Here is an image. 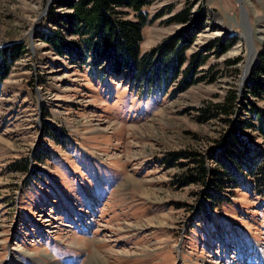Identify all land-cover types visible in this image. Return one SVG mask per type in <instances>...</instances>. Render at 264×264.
Returning <instances> with one entry per match:
<instances>
[{"label": "rangeland", "instance_id": "1", "mask_svg": "<svg viewBox=\"0 0 264 264\" xmlns=\"http://www.w3.org/2000/svg\"><path fill=\"white\" fill-rule=\"evenodd\" d=\"M47 2L0 0V47L24 46L0 84V264H264L261 180L244 175L221 196L179 182L191 168L179 157L220 150L237 120L217 105L245 92L246 39L252 33L258 54L264 0H151L143 11L158 18L142 29L141 54L206 22L175 83L148 97L143 85L90 75L37 40ZM181 12L187 24L172 21ZM221 39L231 44L218 55ZM212 42L198 82L180 92L190 56ZM254 137L248 146L264 155V138Z\"/></svg>", "mask_w": 264, "mask_h": 264}, {"label": "trees", "instance_id": "2", "mask_svg": "<svg viewBox=\"0 0 264 264\" xmlns=\"http://www.w3.org/2000/svg\"><path fill=\"white\" fill-rule=\"evenodd\" d=\"M53 3V8L58 11L51 7L47 11V16L37 28V40L47 44L56 55L66 57L71 65L77 68L86 66L90 75L128 81L134 91L143 85L144 95L147 97L167 91L175 83L180 68L186 62L185 52L195 36L201 33L206 22V18H197L191 27L185 28L186 31L195 30V33H190L189 36L187 32L177 37H172V34L156 47L141 54L142 29L158 18L148 21L147 13L143 11L150 5L151 0H54ZM130 16L132 19L129 20ZM188 19L187 13L181 12L172 21L187 24ZM220 42H214L218 47V55L225 53L231 44L228 39H221ZM213 46V42L208 43L190 56L186 68L181 72L180 85L177 84L180 92L198 82L199 78L194 79L196 70L205 64L206 57L203 54L213 51ZM23 47L21 41L0 47V84L6 77L10 64L20 58ZM256 59L257 64L250 72L242 97H230L217 105L222 115L237 114V120L228 121L230 129L223 134L224 139L218 142L220 150L213 148L212 154L209 150L203 155L183 153L179 158L189 160L191 168L180 183L207 186L206 189H214L220 196L223 193L230 194V190L236 189L239 181L240 184L241 180L246 181V177L253 184L260 183L261 180L260 184L264 187L262 145L253 143V147L257 146V153L248 146L256 140L255 133L264 138V109L254 102L255 99H264V45ZM250 96L254 101L250 100ZM243 116H248L247 120ZM245 130L249 133L242 134L241 131ZM50 131L44 135L55 138ZM210 162L215 165L213 169ZM252 167H255L254 174ZM25 169L21 171H26ZM208 190L205 191L206 199L213 202L215 198L216 205L225 201H219V197Z\"/></svg>", "mask_w": 264, "mask_h": 264}, {"label": "bare ground", "instance_id": "3", "mask_svg": "<svg viewBox=\"0 0 264 264\" xmlns=\"http://www.w3.org/2000/svg\"><path fill=\"white\" fill-rule=\"evenodd\" d=\"M54 0H49V2H51V4L53 3ZM243 1V0H241ZM244 9V8H243ZM47 14V12H46ZM46 17V16H45ZM248 23V24H247ZM243 25H245V31H249L251 29V26L249 25V22L248 20H244L243 22ZM248 26V27H247ZM248 29V30H247ZM263 33V31H262ZM252 33H250L249 35L250 36H247L248 39H246V44H248V47H246V51H247V56L248 58H246V65L243 69V73H242V77L240 79V83H241V86L246 82V78H248L250 76V72L253 70V68L256 66L257 64V61H256V56L258 57V54H256V51L254 50V48L251 46L250 47V44L252 45L251 41L253 42L254 40V37L252 38ZM254 34V33H253ZM256 34V33H255ZM259 37L264 41V34H259ZM245 39V38H244ZM251 39V40H250ZM246 53V52H245ZM254 53L256 54V56H254ZM250 56V57H249ZM148 192V191H147ZM146 193V192H145ZM102 258L99 257V255H97V263H99V261L101 260ZM92 260V258H89V260L87 261V263H90V261Z\"/></svg>", "mask_w": 264, "mask_h": 264}, {"label": "water", "instance_id": "4", "mask_svg": "<svg viewBox=\"0 0 264 264\" xmlns=\"http://www.w3.org/2000/svg\"><path fill=\"white\" fill-rule=\"evenodd\" d=\"M50 4H51V2H49V0H48V2H47V6H46V8H45V10H44V12H43V15L46 14V12H47L48 7H49ZM256 58H258V57L256 56Z\"/></svg>", "mask_w": 264, "mask_h": 264}, {"label": "crops", "instance_id": "5", "mask_svg": "<svg viewBox=\"0 0 264 264\" xmlns=\"http://www.w3.org/2000/svg\"><path fill=\"white\" fill-rule=\"evenodd\" d=\"M72 256H73V255H72ZM72 256H71V257H72ZM65 258H70V257H69V256H66ZM74 258H76V259H77V258H79V257H76V256H75Z\"/></svg>", "mask_w": 264, "mask_h": 264}]
</instances>
